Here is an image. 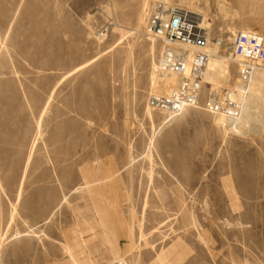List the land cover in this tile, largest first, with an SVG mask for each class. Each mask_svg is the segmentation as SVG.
<instances>
[{"label": "rangeland", "instance_id": "rangeland-1", "mask_svg": "<svg viewBox=\"0 0 264 264\" xmlns=\"http://www.w3.org/2000/svg\"><path fill=\"white\" fill-rule=\"evenodd\" d=\"M162 1L222 57L264 41V0H0V264H264V88L243 134L204 81L197 107L150 109Z\"/></svg>", "mask_w": 264, "mask_h": 264}, {"label": "built area", "instance_id": "built-area-1", "mask_svg": "<svg viewBox=\"0 0 264 264\" xmlns=\"http://www.w3.org/2000/svg\"><path fill=\"white\" fill-rule=\"evenodd\" d=\"M146 31L149 36L162 42L164 47H178L185 50V53L187 50L193 51L188 61L186 54L163 53L162 70H168L182 78L178 90L172 95L151 97L148 100L150 108L169 115L180 109L197 107L202 73L209 59L207 31L200 27L187 11L164 2L154 3L149 10ZM230 56L233 60L242 62L238 65V77L242 84L241 92L246 93L245 86L252 73L249 63L264 64V41L256 33H238L230 45ZM187 65L189 69L185 75ZM203 106L211 114L222 115L229 120H235L241 115V104L233 98L230 89L212 91Z\"/></svg>", "mask_w": 264, "mask_h": 264}, {"label": "bare ground", "instance_id": "bare-ground-1", "mask_svg": "<svg viewBox=\"0 0 264 264\" xmlns=\"http://www.w3.org/2000/svg\"><path fill=\"white\" fill-rule=\"evenodd\" d=\"M159 1H161V0H159ZM162 2H164V1H162ZM165 3H167V2H165ZM189 14L197 22V24L200 25V27H202L205 31H207V34L209 37V32L207 29L208 24L206 23V20L203 18H200V16L198 14H195V13H189ZM145 33H146V35H148L146 28H145ZM241 33H249V32H241ZM149 37H150L149 39L155 40L154 37H152V36H149ZM215 45H216V43H215ZM229 51H230V47H229ZM191 52H193V51L187 50V53H185V50L180 49L178 47H174V46H169V47L165 46L164 47V53H166V54H170V55H174V54L175 55H179V54L185 55L186 54L187 61L191 59L190 58L192 55ZM208 53H209V59L206 63L205 70L202 73V81L209 83L212 86L213 91H214V89H218L220 86L224 85L226 82V79L228 78V60L233 61V62H237L238 65L242 62H241V60H237V61L233 60L232 57L226 58V57L220 56V54L217 52L216 48L215 49L213 48V50L208 48ZM249 64L252 66V73H251V76L249 78L247 85L245 86L246 93L241 92L242 91V84L240 82L234 88V90L230 89L233 93V98L238 100V102L241 104V115H240V117L235 119V120H229V119H226L222 115H219V116L214 115L215 118L220 120V122L226 123V121H227L230 124H232L230 126V128H233V130L235 129L236 131L234 130V132L235 133L237 132L239 134H243L241 130L247 128L248 125H250V123L252 124V120L253 121L255 120L254 115H257V114H254L255 111L253 112V110H255V109L259 110L258 106L260 105V102H262L264 100V98H263V100H261V98L259 96V92H258L259 90H261V88H264V70L257 67V65H259L260 63L250 62ZM159 65H160V68L158 67V70L159 71L161 70L160 71L161 78H159V79H160V81H163V83H161V86H163V89L158 88V87H160L159 86L160 84L159 85L156 84L155 75L151 76L152 89L155 92L163 93V94H166V96H170L175 91L178 90V87L180 85L179 79L181 80V78H180L181 76H179L178 74H175V73H171L168 70H162L161 62L159 63ZM185 68H186V72H185V75H186L188 73L187 71L189 69V65H187ZM156 76H158V75H156ZM170 87H172V88L169 90ZM223 88H226V84H225V87H223ZM155 96H157V95H155ZM184 109H186V108H184ZM180 110H182V109H180ZM261 111H262V109H261ZM174 113H176V112H174ZM169 115H171V113ZM259 116H261V115H259ZM259 116H257V117H259ZM257 122H256V124H257ZM250 127H251V125H250ZM3 237H4V235H1V237H0V248L3 247L2 246L3 245V240H2Z\"/></svg>", "mask_w": 264, "mask_h": 264}]
</instances>
